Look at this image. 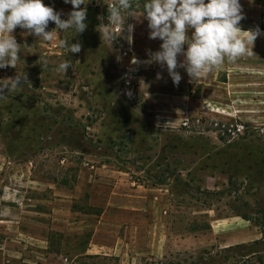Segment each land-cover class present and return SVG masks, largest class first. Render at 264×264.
I'll list each match as a JSON object with an SVG mask.
<instances>
[{
	"label": "rangeland",
	"instance_id": "rangeland-1",
	"mask_svg": "<svg viewBox=\"0 0 264 264\" xmlns=\"http://www.w3.org/2000/svg\"><path fill=\"white\" fill-rule=\"evenodd\" d=\"M44 3L64 19L72 10ZM116 3L91 0L77 35L12 33L28 81L0 99V264H264V35L195 81L178 67L175 86L166 66L144 63L162 43L146 19L109 22ZM241 4V29L264 31V0ZM145 90L168 99L162 116Z\"/></svg>",
	"mask_w": 264,
	"mask_h": 264
},
{
	"label": "clouds",
	"instance_id": "clouds-1",
	"mask_svg": "<svg viewBox=\"0 0 264 264\" xmlns=\"http://www.w3.org/2000/svg\"><path fill=\"white\" fill-rule=\"evenodd\" d=\"M90 2L64 0V3L72 5L64 19L61 12L45 4L44 0H0V69H16L14 77L0 80V99L28 81L25 71H17L21 44L12 35L13 31L20 27L27 30V35L46 41L53 39L54 30L64 32L71 29L76 35L83 33L87 28V5ZM132 8L133 0H117L116 5L108 8L107 18L112 25H122V30L129 17L146 19L149 39H159L162 43L158 51L149 52L144 63L166 66L175 86H179L182 79L178 67L184 68L195 81L225 60L235 62L251 55L257 37L264 35L259 27L247 31L241 29L240 22L245 18L241 0H148L140 16H136ZM124 12H127L126 22ZM50 22L55 24L51 31L47 30ZM127 29L131 34L134 25L127 24ZM112 35L110 33L109 38ZM61 47H67L72 54L81 51L79 42L62 41ZM179 56H183V60L178 62ZM139 62L136 58L132 61L134 64ZM69 68H72V63L66 60L58 65L57 70L66 73ZM157 78H161L160 74ZM128 95L131 96V92Z\"/></svg>",
	"mask_w": 264,
	"mask_h": 264
},
{
	"label": "crops",
	"instance_id": "crops-1",
	"mask_svg": "<svg viewBox=\"0 0 264 264\" xmlns=\"http://www.w3.org/2000/svg\"><path fill=\"white\" fill-rule=\"evenodd\" d=\"M171 82H172V79L170 78ZM186 83H185V87H181V90L182 92L186 91L187 88H188V78L185 76V80ZM146 92V104L148 106V109L150 110H155L154 111V114H157L155 115L153 118L156 119V117H159V116H162V114H164V112H159V111H163V109L167 106L165 100L167 98H165V95H159L160 93H156V94H151V92L145 90ZM183 100V97H185V99L183 100L184 102H186V105H187V102L189 100V96L186 94V95H181L180 96ZM168 100V99H167ZM186 100V101H185ZM175 113H177L178 111H182L183 108H178V107H175V106H171ZM170 108V107H169ZM172 114V113H171Z\"/></svg>",
	"mask_w": 264,
	"mask_h": 264
},
{
	"label": "built area",
	"instance_id": "built-area-1",
	"mask_svg": "<svg viewBox=\"0 0 264 264\" xmlns=\"http://www.w3.org/2000/svg\"><path fill=\"white\" fill-rule=\"evenodd\" d=\"M184 124H188V122H184ZM245 128L244 123H236L235 125H232L231 127L227 128L229 132L232 133L233 136L243 132Z\"/></svg>",
	"mask_w": 264,
	"mask_h": 264
},
{
	"label": "trees",
	"instance_id": "trees-1",
	"mask_svg": "<svg viewBox=\"0 0 264 264\" xmlns=\"http://www.w3.org/2000/svg\"><path fill=\"white\" fill-rule=\"evenodd\" d=\"M178 146H179L178 144H174L173 147L171 148V151L173 150V148H177ZM90 207H91L90 209H94L92 206H90ZM96 211H97L96 212L97 215H100L101 214V209L100 208H96ZM243 217L246 218L245 216H243ZM246 219H249V218H246ZM243 246H240V247H243ZM160 263H164V261H161Z\"/></svg>",
	"mask_w": 264,
	"mask_h": 264
}]
</instances>
